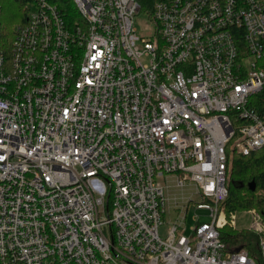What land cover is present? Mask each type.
<instances>
[{
	"label": "built area",
	"instance_id": "obj_1",
	"mask_svg": "<svg viewBox=\"0 0 264 264\" xmlns=\"http://www.w3.org/2000/svg\"><path fill=\"white\" fill-rule=\"evenodd\" d=\"M74 2L28 0L0 42V264H264L255 208L260 255L220 235L233 155L264 146V0H157L147 33L137 0Z\"/></svg>",
	"mask_w": 264,
	"mask_h": 264
},
{
	"label": "trees",
	"instance_id": "obj_2",
	"mask_svg": "<svg viewBox=\"0 0 264 264\" xmlns=\"http://www.w3.org/2000/svg\"><path fill=\"white\" fill-rule=\"evenodd\" d=\"M28 0H1V32L0 42L5 46L10 45L14 36L13 25L25 22L27 17L26 2ZM56 4L61 14L71 24L80 19L74 0H49ZM144 12L152 11L157 0H137ZM7 17H12L11 22H6ZM253 107L261 116H264V87L255 93L250 100ZM229 194L224 202L227 214L231 212H242L255 208L264 218V146L247 155L234 154L229 173ZM221 238L227 248H246L252 255H260L259 236L247 228H234L225 225L220 228Z\"/></svg>",
	"mask_w": 264,
	"mask_h": 264
},
{
	"label": "rangeland",
	"instance_id": "obj_3",
	"mask_svg": "<svg viewBox=\"0 0 264 264\" xmlns=\"http://www.w3.org/2000/svg\"><path fill=\"white\" fill-rule=\"evenodd\" d=\"M10 13L6 12V17H3V20L6 22H11L13 19L12 17H7ZM149 17V13L142 11L141 13H139L138 15H136L135 17V27L137 28V32L138 33H147L150 29H151V25H150V21L148 19ZM19 22L17 21V23H15L13 26V29L15 30L16 25ZM170 186L168 187V189H166V194H168L169 196H171L172 198L175 197V195H177V204L175 200H172L171 204V209L173 211H171L170 215L166 216V222L160 226L159 228V233L162 237L167 236L168 233V229H169V222L174 221V220H179L177 213L175 212L174 208H179L178 210H180L181 206L184 203V199H186L187 195H189L190 193H192V188L191 186L185 187L184 189L181 187L176 186V181L175 179H172L169 183ZM184 196V197H182ZM194 200L195 201H201V199L195 195L194 196ZM176 204V205H175ZM175 212V213H174ZM194 214H202V218L205 217V219H207L206 217V211L205 210H200L197 209L196 206L191 203L187 209V215H186V219H185V223L187 224V230H186V234L190 235L191 234V225L194 223V219H193V215ZM252 220V215H250L249 213H246L244 211L242 212H237V225L238 228L242 229V228H248L250 226ZM169 221V222H167Z\"/></svg>",
	"mask_w": 264,
	"mask_h": 264
},
{
	"label": "crops",
	"instance_id": "obj_4",
	"mask_svg": "<svg viewBox=\"0 0 264 264\" xmlns=\"http://www.w3.org/2000/svg\"><path fill=\"white\" fill-rule=\"evenodd\" d=\"M187 230V229H186Z\"/></svg>",
	"mask_w": 264,
	"mask_h": 264
}]
</instances>
